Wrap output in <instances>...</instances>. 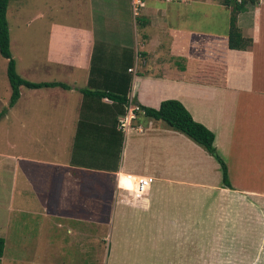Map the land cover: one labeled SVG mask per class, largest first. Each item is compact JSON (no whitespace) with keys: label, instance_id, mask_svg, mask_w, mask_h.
<instances>
[{"label":"crops","instance_id":"1","mask_svg":"<svg viewBox=\"0 0 264 264\" xmlns=\"http://www.w3.org/2000/svg\"><path fill=\"white\" fill-rule=\"evenodd\" d=\"M17 1L11 12L17 11ZM74 1L83 8L71 16L65 15V2L51 1L53 14L42 29L54 45L48 44L53 55H45L50 69L30 80L70 88L21 85L17 100L19 159L12 170L20 180L12 182L13 197L19 213L41 217L15 220L41 218L45 229L36 228L30 240L37 241L34 248L25 238L8 242L4 237V252L8 243L16 245L12 253L33 255V264H218L205 254L222 253L219 241L227 237V260L220 263L264 264V0L248 2L236 16L242 49L228 46L229 29L205 37L188 24L190 2L219 4L231 16L232 7L222 0H149L137 17L131 0ZM97 17H104L103 27L85 29V18ZM108 23L117 28L113 34ZM112 35L118 42L109 39ZM55 64H60L57 75L51 74ZM114 78L117 91L126 87L124 104L82 92H107ZM130 98L150 108L167 99L180 101L213 132L231 188L203 147L141 109L130 112ZM126 114L133 117L123 131L118 124ZM113 124L121 138L114 155L107 154L105 144V127ZM78 126L83 135L76 147ZM140 178L152 180L137 189L133 181ZM111 220L109 233L101 229ZM3 255L1 264L30 262L4 261Z\"/></svg>","mask_w":264,"mask_h":264},{"label":"rangeland","instance_id":"2","mask_svg":"<svg viewBox=\"0 0 264 264\" xmlns=\"http://www.w3.org/2000/svg\"><path fill=\"white\" fill-rule=\"evenodd\" d=\"M20 1H24L25 6L20 9ZM52 0H18L17 11H12V4H14V0L9 2L8 9H7V21L9 26V38H10V51L12 57L15 59L16 62V70L19 75L22 77H26L29 80H35L41 78L40 76L42 72L49 70L48 67L50 65L49 62H45V55H53L54 45L49 43L47 36H45L46 31L44 29L47 23V19H49V14H53V10H50ZM58 2H65L66 8L64 12H66V16H71L76 14L77 9L83 8V5L74 0H57ZM149 0H147L148 2ZM188 1V0H187ZM249 1V0H248ZM55 0H53V3ZM187 5V16H188V24L189 26H197L199 31L203 33V36L206 34H225L227 29H229L230 25V12L228 8L221 6L219 4H204L199 2H190ZM19 9L21 10V14L19 13ZM142 10V9H141ZM141 10H139V14H141ZM36 12L43 13L44 16H36ZM46 14V15H45ZM97 19V20H96ZM87 19L85 18V29L91 27L96 32L103 27L105 23L104 17L99 20V18ZM27 22L25 25L24 23ZM77 22V20H72L70 23ZM71 25V24H70ZM114 24L108 23L109 32L111 34L117 31L116 27H113ZM84 29V30H85ZM226 29V31L222 30ZM74 30V29H73ZM83 30V31H84ZM87 31V30H86ZM124 35H126L124 33ZM131 35V32H129ZM129 35L125 38L126 40L129 38ZM207 37V36H205ZM112 42H118V38L113 36L109 38ZM47 43V44H46ZM52 46H50V45ZM33 47L39 49L37 52L33 51ZM49 50V52H47ZM43 58V61H41ZM63 63V62H62ZM6 65L7 60L0 55V236L6 237L8 242H19L21 239L28 240V248H34L35 243L34 241H30L33 236H35L37 229L41 232L42 229H45L44 225L46 223L44 221H40L41 218H38L37 221L29 220L24 221L23 223H19L15 220L17 217H41L40 215H32V214H25L19 213V200L17 195L13 197V190L14 187L12 185L13 180L15 181L16 177L17 180H20V177L17 176V173H13V165L18 164L19 159V152H18V142H19V130H20V123L18 120L19 118V110H18V101L12 112L9 111V114L5 117L2 113V110L7 108L6 111L9 109V99H10V92L7 91L9 87V82L6 76ZM59 66L60 64H55L53 71L51 74L57 75L59 74ZM35 67H39L36 71L38 74L32 76L33 74L32 69ZM57 78V76H54ZM71 83V82H69ZM30 91V90H29ZM131 100V98H130ZM9 115L11 118H8ZM17 121V122H16ZM8 133L6 130H8ZM13 156V158L10 157ZM212 156V155H211ZM214 158V157H213ZM13 163V164H11ZM11 164V165H10ZM17 169V168H16ZM214 178V177H212ZM17 187V186H16ZM16 194L19 193V190L15 188ZM222 200V199H221ZM113 217H111L112 219ZM95 222H91L93 225ZM112 220L111 223L105 224L102 223L101 229L103 226L107 227V232L109 233L112 227ZM97 225V224H94ZM254 222L252 223V228L254 227ZM36 230V231H35ZM114 230V226H113ZM258 227L256 225V230L253 228V231L257 233ZM35 231V232H34ZM252 232V235L255 233ZM21 235V236H20ZM25 237H24V236ZM27 237V238H26ZM45 239V236H41ZM253 237V236H252ZM41 239V238H40ZM254 239V237H253ZM114 236L111 238L112 244H114ZM228 242L227 237H224L222 241H219L218 249L220 247L222 249L220 252H214L211 254H205L206 260H211V257L217 258L218 264H222L220 262L225 263L227 260L226 254V247L228 246L226 243ZM256 242V241H255ZM253 245L254 242L250 239V245ZM257 244V243H256ZM109 245V242H108ZM16 245H11L8 243V246L4 252V261H8L11 257L23 258L29 260V264H33V255H23L12 253L16 249ZM37 246V245H36ZM252 247L250 246V249ZM248 249V248H247ZM249 250V249H248ZM251 251V250H249ZM240 256L241 255H235ZM123 258V256H121ZM120 257V259H121ZM150 257V255H149ZM8 258V259H7ZM16 258V259H17ZM32 261V262H31ZM241 261V260H240ZM94 263V261L92 262ZM1 264V263H0ZM3 264V260H2ZM23 264H27V261L24 260Z\"/></svg>","mask_w":264,"mask_h":264},{"label":"trees","instance_id":"3","mask_svg":"<svg viewBox=\"0 0 264 264\" xmlns=\"http://www.w3.org/2000/svg\"><path fill=\"white\" fill-rule=\"evenodd\" d=\"M248 2L254 4L255 0H222V3L225 6L232 7V12L230 16V28L228 31V46L231 49H242L243 43L245 39L241 36V33L236 25V16L239 12H242L246 9ZM9 0H0V55L7 59L6 65V76L10 86V99L8 107H12L20 96V86L23 85L28 88H41V87H50V86H60L63 88H70L68 85L62 82L52 81V82H32L23 78L18 74L16 70V62L12 57L10 51V38H9V26L7 21V9H8ZM247 40V39H246ZM108 85V90L106 91H90L84 90L82 91L85 96H94V97H102V96H110L114 98L118 103L124 104L126 103V87L123 89L121 93L119 87L117 86V78H114V81L110 82ZM107 86V85H106ZM122 86V85H121ZM120 86V87H121ZM136 104V103H135ZM139 109H141L145 115L150 116L154 119H160L164 121L170 128L184 133L190 139H192L195 143L204 148L210 155H212L220 164L221 173H222V182L225 186L231 188V183L228 176V168L224 160L218 154L215 146L213 145L214 134L211 130L206 128L203 124L195 121L190 112L184 107V105L176 100V99H167L161 101L158 108H150L142 105H137ZM6 109L2 110V113L6 112ZM116 124L110 125L109 127H105L107 132V136L105 139L106 152L107 154L114 155V148L116 147V152H119V141L121 138L118 137V132H116ZM98 129V127H95ZM81 127L78 126V131L76 133V141L75 145L79 141V137L81 133L83 135V131L80 130ZM98 130H95V134L102 135L97 133ZM111 133V134H110ZM113 133L117 134V137L112 136ZM95 136V135H93ZM104 136V135H103ZM96 142V139H94ZM80 145V143H79ZM78 145V146H79ZM116 157L117 153H116ZM73 162L79 163V160L73 158ZM92 167V166H91ZM5 240L0 236V261L4 252Z\"/></svg>","mask_w":264,"mask_h":264},{"label":"built area","instance_id":"4","mask_svg":"<svg viewBox=\"0 0 264 264\" xmlns=\"http://www.w3.org/2000/svg\"><path fill=\"white\" fill-rule=\"evenodd\" d=\"M162 1L180 2V1H186V0H162ZM146 2H147V0H131V10H132V13L135 17H137L139 15V10H141L142 8L145 7ZM129 71H132V69H129ZM127 106H128V110H130V112L139 109L137 105H135L134 103L131 102V100H129ZM132 117H133L132 115H127V114L124 115L123 117H121L119 119V124H118L119 129L124 131L130 125V119ZM151 180H152L151 178L135 179L133 181L134 187L137 189H144V187H146L151 182Z\"/></svg>","mask_w":264,"mask_h":264}]
</instances>
